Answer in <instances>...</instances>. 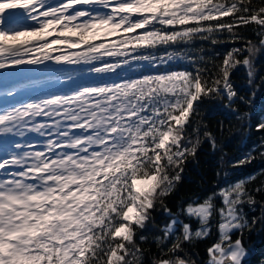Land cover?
Segmentation results:
<instances>
[{"label": "snow or ice", "instance_id": "6c2138e0", "mask_svg": "<svg viewBox=\"0 0 264 264\" xmlns=\"http://www.w3.org/2000/svg\"><path fill=\"white\" fill-rule=\"evenodd\" d=\"M197 40L240 46L222 57L203 44L174 47ZM262 48L264 0H0V101L61 89L0 107V264H145L149 238L139 233L158 206L172 219L154 237L151 264H195L179 253L210 236L213 218L218 238L205 264H243L244 234L264 221V185L250 191L249 177L188 203L180 211L195 230L165 198L204 139L217 147L201 131L200 104L231 107L232 71L246 66L253 84ZM177 62L191 68L169 70ZM257 203L249 219L244 206Z\"/></svg>", "mask_w": 264, "mask_h": 264}, {"label": "trees", "instance_id": "16d2710c", "mask_svg": "<svg viewBox=\"0 0 264 264\" xmlns=\"http://www.w3.org/2000/svg\"><path fill=\"white\" fill-rule=\"evenodd\" d=\"M256 5L260 4V0H253ZM230 20V17L222 18ZM244 35L253 40L257 38L249 27L244 30ZM204 45L206 49L213 48L215 52L220 53L221 57L232 47H239L240 43H222L215 46L208 42L195 41L191 45L179 44L175 45L176 50L186 48H199ZM158 51H164L159 49ZM194 55L195 53H190ZM212 51H205L204 55H212ZM247 53H245L246 55ZM256 68L253 84L248 83L247 68L238 65L231 73L233 87L237 92V98L231 107L225 106V100L221 99H205L200 104V116L197 117L202 125L201 131H210L215 137L217 147L213 149L208 139H204L200 145L195 159L189 158L185 164V170L182 173L181 181L168 197L165 203L173 213L179 214L182 222H188L191 228H198V221L195 218L188 217L181 212L182 208L190 202H202L209 194L216 192L217 189L228 184H233L241 179L252 177L246 180V187L250 191L261 185H264V147H261L262 138H264V130H257V125L264 121V48L260 50L254 59ZM169 70L191 68L190 64L177 62L170 64ZM150 69H145L149 71ZM25 74L18 73L17 78H24ZM259 85V87H256ZM70 85H65L67 89ZM54 87H46L30 92H24L16 95L14 99L5 97L0 101V107L13 105L23 102L43 93L58 91ZM254 93V95H253ZM244 97L240 100L239 97ZM31 139H43L36 135H31ZM14 139V138H9ZM253 157L250 162L239 166H233L235 162L244 159L246 156ZM226 174V175H225ZM257 201H264V192L256 193ZM215 203L220 206L221 199L215 197ZM247 217L251 219L253 216H259L261 212L260 203L255 205V211H252L248 205L244 206ZM153 221L142 229L139 235H145L149 239L143 242L142 246L146 249L145 264H151L153 256L159 257L160 251L154 241V237L163 235L162 229L171 221L172 217L166 214L161 207H157L152 213ZM217 218H213L211 223L210 236L204 239H198L193 242H185L184 251L179 255L187 260L195 261V264H205L208 258L206 248L216 241L218 238ZM181 231L180 225H176L175 232ZM239 235L233 232L232 238L235 239ZM174 236H170L165 242L164 247L171 245ZM244 246L250 255L243 260V264H264V221L256 224L253 230L246 231L244 234Z\"/></svg>", "mask_w": 264, "mask_h": 264}, {"label": "rangeland", "instance_id": "374dc122", "mask_svg": "<svg viewBox=\"0 0 264 264\" xmlns=\"http://www.w3.org/2000/svg\"><path fill=\"white\" fill-rule=\"evenodd\" d=\"M50 2H51V3H56V2H58V0H50ZM12 98L14 99V97H12ZM32 134H33V133H30V134H29V137H31ZM33 135H35V134H33ZM249 255H250V253H249V251H247V255H246V257L244 258V260H245L246 258H248Z\"/></svg>", "mask_w": 264, "mask_h": 264}]
</instances>
